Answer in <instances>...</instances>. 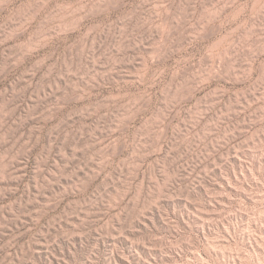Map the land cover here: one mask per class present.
<instances>
[{
  "label": "rangeland",
  "instance_id": "1",
  "mask_svg": "<svg viewBox=\"0 0 264 264\" xmlns=\"http://www.w3.org/2000/svg\"><path fill=\"white\" fill-rule=\"evenodd\" d=\"M0 264H264V0H0Z\"/></svg>",
  "mask_w": 264,
  "mask_h": 264
}]
</instances>
